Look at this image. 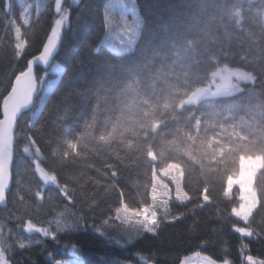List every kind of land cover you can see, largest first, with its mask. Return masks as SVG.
Masks as SVG:
<instances>
[{
  "label": "trees",
  "instance_id": "1",
  "mask_svg": "<svg viewBox=\"0 0 264 264\" xmlns=\"http://www.w3.org/2000/svg\"><path fill=\"white\" fill-rule=\"evenodd\" d=\"M136 3L139 34L121 52L108 46L125 37L114 0H63L69 22L51 63L36 65L33 103L13 133L0 255L9 264L72 256L83 264H180L200 253L264 264V0ZM55 18L54 0H0V119ZM220 64L254 79L188 100ZM243 157L262 161L246 221L234 214L239 187L227 193ZM169 163L180 168L184 199L153 196L154 172ZM153 217L155 235L144 230L156 227Z\"/></svg>",
  "mask_w": 264,
  "mask_h": 264
},
{
  "label": "rangeland",
  "instance_id": "2",
  "mask_svg": "<svg viewBox=\"0 0 264 264\" xmlns=\"http://www.w3.org/2000/svg\"><path fill=\"white\" fill-rule=\"evenodd\" d=\"M114 10L116 17L118 16L122 20L121 30L123 31L122 35L125 37H122L121 40L115 37L112 38L108 42V46L114 51L122 52L130 50L134 46L142 23L136 0H114ZM105 22L106 25L110 24L109 14L106 15ZM116 39L117 41H115ZM18 48L20 49L19 43ZM253 79L254 75L252 72L220 64L211 72L210 80L207 84L198 87L189 96L188 100H195L202 95L234 92L239 90L243 83L253 81ZM261 164L260 157H243L240 160V170L237 176L230 177L227 181V193L230 192L234 185L239 187L241 202L238 208L235 209L234 214L244 221L248 220L257 205V196L253 188V180ZM39 174L46 182L54 180L53 176L44 170H39ZM152 192L153 196L159 199L163 197V193L165 197L173 196L176 199H184L187 197L181 186V171L177 164L169 163L164 170L161 169L158 172H154ZM146 217H149L148 214L143 213L142 218L145 219ZM240 230L245 234L248 232L246 228ZM248 258L252 260V263L259 264L258 261L253 260V257L249 256ZM140 261L142 264L145 263L143 259H140ZM189 262L190 264H230L228 260L215 261L200 253H190L183 256L180 264H189ZM0 264H9V262L0 255ZM54 264H83V262L81 259L72 256L58 259Z\"/></svg>",
  "mask_w": 264,
  "mask_h": 264
},
{
  "label": "water",
  "instance_id": "3",
  "mask_svg": "<svg viewBox=\"0 0 264 264\" xmlns=\"http://www.w3.org/2000/svg\"><path fill=\"white\" fill-rule=\"evenodd\" d=\"M46 42L43 48L46 47ZM54 53L55 51L53 52V55ZM40 54H42V50ZM52 58L50 59L49 64L51 63ZM32 61L34 63H37L36 65H39L40 67H46L39 63V55L32 58ZM28 67L29 62L27 68ZM14 81H16V83L13 82L10 91L3 99L1 105L2 116L0 119V206L5 205L6 194L9 191L11 185L10 170L13 162V133L15 130V125L22 112L29 109L32 105L36 89L35 77H32L31 81L32 84H35V87H31L28 75L26 74V70L20 73L19 76L17 75Z\"/></svg>",
  "mask_w": 264,
  "mask_h": 264
},
{
  "label": "snow or ice",
  "instance_id": "4",
  "mask_svg": "<svg viewBox=\"0 0 264 264\" xmlns=\"http://www.w3.org/2000/svg\"><path fill=\"white\" fill-rule=\"evenodd\" d=\"M79 0H72L73 4H77ZM63 11V14H61ZM54 13L58 18L54 19V26L50 32V36L46 42V47L42 48V54H38L40 56V64L47 66L49 64L50 59L53 56V52L57 49V45L61 38V31L62 28L65 26L66 23L69 22V16H70V8L65 9L63 5V0H54ZM21 53H18V59L20 57ZM36 64L32 61V58H29V67L26 69V74L28 75V79L30 82L31 87H35V84H32V77L36 74ZM20 75L19 73L17 74ZM45 74L41 75L45 79ZM16 83V81H14ZM152 223L156 225V227H147L144 226V230L155 235L157 233L159 221L156 217H153ZM98 235H103L104 233L102 231L97 232ZM54 238V237H49ZM190 264V262H189Z\"/></svg>",
  "mask_w": 264,
  "mask_h": 264
},
{
  "label": "bare ground",
  "instance_id": "5",
  "mask_svg": "<svg viewBox=\"0 0 264 264\" xmlns=\"http://www.w3.org/2000/svg\"><path fill=\"white\" fill-rule=\"evenodd\" d=\"M35 82H36V80H35ZM36 90V89H35Z\"/></svg>",
  "mask_w": 264,
  "mask_h": 264
}]
</instances>
